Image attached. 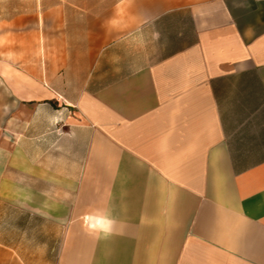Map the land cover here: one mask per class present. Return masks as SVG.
<instances>
[{"label": "crops", "instance_id": "0c3cea01", "mask_svg": "<svg viewBox=\"0 0 264 264\" xmlns=\"http://www.w3.org/2000/svg\"><path fill=\"white\" fill-rule=\"evenodd\" d=\"M0 2V264H264V0Z\"/></svg>", "mask_w": 264, "mask_h": 264}, {"label": "rangeland", "instance_id": "374dc122", "mask_svg": "<svg viewBox=\"0 0 264 264\" xmlns=\"http://www.w3.org/2000/svg\"><path fill=\"white\" fill-rule=\"evenodd\" d=\"M7 2V4L5 5V8H6V12H8V9H13V4L12 2H8L9 0H5ZM29 0H21V3H28ZM1 3V2H0ZM0 12L3 13V5L2 3L0 4Z\"/></svg>", "mask_w": 264, "mask_h": 264}, {"label": "clouds", "instance_id": "9594fccd", "mask_svg": "<svg viewBox=\"0 0 264 264\" xmlns=\"http://www.w3.org/2000/svg\"><path fill=\"white\" fill-rule=\"evenodd\" d=\"M113 222L112 221H108L107 224H105V229L107 231H110V225L112 224Z\"/></svg>", "mask_w": 264, "mask_h": 264}]
</instances>
